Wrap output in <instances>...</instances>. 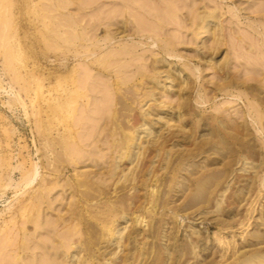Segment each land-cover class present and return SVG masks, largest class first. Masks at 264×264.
Returning a JSON list of instances; mask_svg holds the SVG:
<instances>
[{
  "label": "rangeland",
  "instance_id": "obj_1",
  "mask_svg": "<svg viewBox=\"0 0 264 264\" xmlns=\"http://www.w3.org/2000/svg\"><path fill=\"white\" fill-rule=\"evenodd\" d=\"M3 3L12 7L18 79L0 48V179L11 184L0 191V259L244 264L259 254L264 63L259 59L254 71L249 45L254 40L261 54L264 37L248 15L264 0ZM138 4L151 13L149 25L133 17ZM167 5L187 17V32L163 20L168 39L184 43L177 46L181 57L143 38L150 31L142 25L164 19ZM197 15L211 31L194 44ZM74 25L86 38L72 45L62 34ZM108 31L114 38L105 44ZM140 41L147 42L140 50L153 51L117 55ZM125 63L121 72L106 68ZM34 167L35 182L20 185ZM66 239L69 249L61 246ZM18 242L25 248L16 249ZM53 247L57 258L47 254Z\"/></svg>",
  "mask_w": 264,
  "mask_h": 264
},
{
  "label": "bare ground",
  "instance_id": "obj_2",
  "mask_svg": "<svg viewBox=\"0 0 264 264\" xmlns=\"http://www.w3.org/2000/svg\"><path fill=\"white\" fill-rule=\"evenodd\" d=\"M127 2H129V0H125ZM209 8V7H208ZM138 11L137 15H133V17L138 20L139 22L149 25L148 21H146V19L151 17V13L147 10L144 9V7L140 4H138ZM193 9V8H192ZM12 7L10 5V3H3L0 5V48L2 49L1 54L3 56V62L5 63L6 67L9 69V71H13L15 73V69L13 68V62L12 59L14 58L13 55V45H11L12 39H14L15 37V31H14V24H13V17H12ZM143 10V11H140ZM196 12L198 13V9H193L191 11V14L194 15L196 14ZM125 18L126 21L129 23L133 22L130 20L131 18V14L127 13V11L125 12ZM146 16V17H145ZM250 18H254L256 20H258L259 23V28H261V31H259V33L264 37V8L260 9V10H256L251 12L248 15ZM145 17V18H144ZM193 20H194V26L191 29L192 31V35H193V40H191V43L197 44V38L199 36V34L201 33V31H203L204 33H209L211 31L210 25H206V26H201L203 24L202 18H200L197 15V18L195 16H193ZM165 19H173L177 26L181 28V30H184V32H187L188 28H186L185 23L187 24V17L186 16H182L179 14V9L177 7H173L170 5H167V13H166V17L163 19V17H156L155 19V24L151 25L152 27H145L144 25H142L144 28H147L150 32L147 33V36L143 38H146L149 41H152L153 45L157 46V48L164 52L166 55L170 56V57H181L178 53H177V46L179 44H184L182 41H178V43H173L172 41H170L168 39V37L166 36V32L163 29L164 28V21ZM164 20V21H163ZM253 25H250V28H252L255 31V27L256 24L254 22H251ZM73 25V24H72ZM78 26V25H77ZM76 27V25L73 26V28ZM152 32V33H151ZM108 33H110L105 39H104V43H108L111 42L114 38V35L111 34V32L108 31ZM183 33V32H182ZM62 34V33H61ZM86 35L85 34H79L75 28L72 29V31H70L69 33L65 32L62 34V37H64L63 39L70 44H76L78 42V40L83 39ZM196 37V39H194ZM253 40V39H252ZM88 41V40H87ZM142 44V45H141ZM145 44H147V42H138V43H133L131 45L129 44H125L123 47H121L118 51H116L117 55L119 54V56H128L132 54V51H136L138 48V46H145ZM250 46V51L253 54V58L250 61L251 66L254 68V71L256 69V64L260 59V62L258 65H260L261 63H264V47H261V54L259 52H257V50L255 51V41L253 40V43ZM101 49L103 48V44L100 47ZM208 50H210V48H207ZM140 50V49H139ZM140 51H142V55L146 54L148 51H153L152 49H144L142 48ZM194 52L196 55H198V51L196 49H194ZM154 54V53H153ZM141 55V56H142ZM255 55H257L256 60ZM141 59H144V57H140ZM106 61V60H105ZM114 68L111 67H106L107 69H114V70H118V72H121L120 69L122 68H127L129 67V63H125V64H121L119 65H113ZM15 78L18 79V75L15 73ZM127 77V76H126ZM20 79V78H19ZM125 79V78H124ZM124 84L126 81H124L123 79L121 80ZM0 89H4V85L2 83V79L0 77ZM83 90L86 95H88V90L85 89L84 86H80L79 84H77V90ZM113 94V93H112ZM111 94V96H112ZM21 103L24 104V101L19 98L18 99ZM77 117V115H76ZM78 119V118H77ZM80 119H78L77 121H75V126H81V122L79 121ZM77 124V125H76ZM113 148L118 147V144L115 143L112 146ZM0 163H1V159H0ZM38 169L37 167L33 168L32 173L26 174L23 176V182L20 183V185L24 184L25 186H30L32 185L35 180L38 177ZM1 178V176H0ZM19 185V186H20ZM11 184H3V181H1L0 179V191L3 193V191L6 190V188L10 187ZM37 229H44V223H39L37 226ZM45 230V229H44ZM22 241V240H21ZM15 245V244H14ZM61 246H65L68 247V249L72 246V243L70 242V240L66 239V243L64 245ZM25 248V245H22L21 242H18V244H16V249H22ZM54 252L53 253H47L49 256L52 255L55 258L58 257L57 251H56V247H53ZM28 252V251H27ZM27 255H14L12 257L11 263L12 264H26V258ZM2 259H0V264H7L6 258L5 256L1 257ZM63 261L61 260V262L51 259V256L49 257V259H46L45 261H43V264H66V258L63 257L62 258ZM44 260V259H43ZM38 258L37 256H34V259L32 261H30V264H40L38 262ZM244 264H264V241H263V247L260 249V252L257 256H253L251 258H248L246 261H244Z\"/></svg>",
  "mask_w": 264,
  "mask_h": 264
}]
</instances>
